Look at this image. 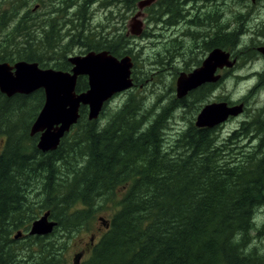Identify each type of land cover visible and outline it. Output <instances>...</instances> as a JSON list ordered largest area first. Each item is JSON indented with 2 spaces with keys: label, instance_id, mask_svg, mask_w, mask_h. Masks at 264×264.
<instances>
[{
  "label": "trees",
  "instance_id": "trees-1",
  "mask_svg": "<svg viewBox=\"0 0 264 264\" xmlns=\"http://www.w3.org/2000/svg\"><path fill=\"white\" fill-rule=\"evenodd\" d=\"M13 1V9L0 12V26L8 30L0 39V62L23 60L68 71L74 45L84 48L82 54L106 50L134 59L129 33L110 25L90 26L87 9L99 0L58 1L52 13L34 14L27 7L30 0ZM110 1L129 11L138 8L139 0ZM204 1H212V8L203 10ZM226 3L155 0L145 11L165 29L178 27L190 15L200 34L215 31L211 42L206 33H194V50L231 49L239 44L250 13L235 10L223 19L221 5ZM59 13L66 15L61 22L71 30H61L55 17ZM66 36L70 42L64 41ZM162 36L166 39L165 32ZM88 87V77L79 76L76 91ZM204 89L196 91L195 101L202 99ZM44 101L43 88L13 96L0 91V264H67L60 231L77 233L101 211L110 226L79 264L263 262L261 241L253 234L256 210L264 205V137L257 133L261 125L256 119L243 121L221 140L218 126H198L195 115V121L167 141L172 111L177 105L187 108L186 100H172L150 120L140 98L131 97L106 121L101 120L106 102L96 119H89L88 106L81 105L78 122L58 147L42 151L31 126ZM245 137L255 143L249 151L231 146ZM46 212L58 226L50 234L30 235L33 221ZM23 238L27 244L18 246Z\"/></svg>",
  "mask_w": 264,
  "mask_h": 264
},
{
  "label": "rangeland",
  "instance_id": "rangeland-1",
  "mask_svg": "<svg viewBox=\"0 0 264 264\" xmlns=\"http://www.w3.org/2000/svg\"><path fill=\"white\" fill-rule=\"evenodd\" d=\"M41 1L42 0H30L31 3L27 7L32 11V14H34V11L35 13H39L34 10V6L38 2L41 3ZM226 2V4L221 5L223 16L225 12V18L231 17V14L235 10L246 13V8L249 9V7H251L248 6L249 3H253L250 0H247L245 3H241L237 0H226ZM12 3H14L13 0H0V12H4V10L7 9H13L11 7ZM200 4L204 7L203 10L211 9L213 6L212 1H204ZM254 4L255 6L251 7L253 14L248 16H251V20L247 19L249 20V24L243 34H241V38H243V40L238 46V48H240L245 43H250L251 45V52L249 53L251 56L248 58L243 56L244 59L241 65L244 69L239 67V69L235 70L233 73L231 72L226 79L223 78L216 84L211 93H206L199 101H195L196 95H193L194 93L190 94L185 98L186 103L183 105L185 106L189 104L187 108L184 109L179 106L174 107L166 129L167 141H171L179 134L180 131L184 130L190 124V121L194 118V116L196 115L197 117L201 108L211 101H239L245 98L249 100L248 108L244 114L240 113L237 116L232 115L230 119L226 120L222 125H218V127H216L215 131L219 133V139L221 137V140L227 137L233 130L238 129L243 121L261 119L262 112L260 109L264 106V91H255V89H252L258 80L256 71L258 70L259 65H264V60L257 59L259 50L256 52V49L252 48L260 42L258 37L253 34L252 25L253 23L256 24V22H252V20L255 17V21H257L256 18L258 16H264V0H256ZM190 6L191 5H188V7ZM126 8L127 7L119 1H113V4H111V1L108 0H99L93 3L90 5L89 10L87 9L90 26L100 29L99 26L101 25H110L128 34V32H130L129 23L138 11V8L129 11L126 10ZM25 10L26 9H23L21 11L23 12ZM73 10L74 9H71L69 13ZM111 10L113 11L112 15L110 14ZM144 12L143 17H140L143 21L142 33L136 35L130 32L131 42L133 45V61H135L136 65L132 68L134 86L130 89L114 94L106 102V107L102 113V121H106L112 112L119 110L131 97L140 98L144 108L149 111V119H154L160 111H163V109L167 107V104H169L172 100L178 99L176 81L180 71L195 66L196 63L199 60H202L207 54L205 50L196 49L195 54L192 55L190 51L193 43L188 41V39L191 38L184 40L179 34V26L173 29H165V24L159 25L158 23L151 21L150 11L144 10ZM65 16L66 15L62 13L55 15L56 19L60 22L65 20ZM107 16L110 18V24ZM223 16L220 15V19H222ZM182 21L180 22L181 27L184 26ZM61 23V30L63 32L71 30L72 27H69L67 23ZM230 30L231 29H229V31ZM7 31L6 26L3 28L0 26V39L2 33ZM163 32H165L166 39L162 36ZM177 34L179 39L174 40ZM70 39L71 36H66L64 41L68 40V42H70ZM235 49H237V47ZM82 52H84V48L81 47V45H74L72 51L68 55H79L82 54ZM240 55L245 54L241 52ZM135 79L137 80L136 82ZM196 117L193 119L194 121L196 120ZM3 138L4 136L0 135V150L4 145ZM249 144H251L250 141L245 137L244 139L238 141L237 147H235L236 145L231 146H234L235 149H240L241 147L246 149V151H249ZM247 145H249V147ZM100 216L104 217L103 219L107 221L109 219V217L106 216L105 211H101L98 218L90 222L86 227L82 228L77 233L75 232L69 235L68 233L60 231L61 239L67 244V247L64 249L66 251L65 261L67 264H75L74 258L78 253H82L80 262L87 259L91 255L94 244L106 230L104 225L105 223L99 218ZM254 218L256 229L253 234L254 237H256L255 240L261 241L262 246L260 253L263 254L264 205L256 210ZM21 241L22 242H20L18 246L26 245L28 242L26 238H23ZM261 264H264V260Z\"/></svg>",
  "mask_w": 264,
  "mask_h": 264
},
{
  "label": "water",
  "instance_id": "water-1",
  "mask_svg": "<svg viewBox=\"0 0 264 264\" xmlns=\"http://www.w3.org/2000/svg\"><path fill=\"white\" fill-rule=\"evenodd\" d=\"M155 0H140L139 11L132 17L129 27L132 34L142 32L143 9ZM255 1V0H252ZM264 52V47L260 48ZM229 53L220 48L212 50L201 67L190 74L177 79V93L181 97L205 81H217L215 76L218 66H231ZM73 65L71 71L55 68H42L38 62L18 61L14 64L0 62V91L8 96L17 93L30 94L40 88L45 90V101L34 123L31 126V135L40 133L38 147L42 151L56 149L62 137L71 130L80 118L81 105L88 106L89 119H96L101 113L104 103L114 94L132 87L131 77L133 61L126 55L117 57L106 50L90 51L84 55H75L68 58ZM81 75L88 77L89 88L78 93L77 80ZM242 112L241 105L229 106L226 102L210 103L205 105L197 116L198 126L213 127L224 122L229 116H237ZM106 228L109 227L107 220ZM56 222L49 218L46 212L33 221L30 234L46 235L53 231ZM18 232L16 237H19ZM82 253L75 255L74 263L79 264Z\"/></svg>",
  "mask_w": 264,
  "mask_h": 264
},
{
  "label": "flooded vegetation",
  "instance_id": "flooded-vegetation-1",
  "mask_svg": "<svg viewBox=\"0 0 264 264\" xmlns=\"http://www.w3.org/2000/svg\"><path fill=\"white\" fill-rule=\"evenodd\" d=\"M58 1H60V3H62L63 0H42L41 3L38 2L37 4H35L34 10H36L39 13H41V12H44L45 9H46L48 13H52L53 12L52 9L55 7V5H56V3ZM108 1H110V0H108ZM68 8L69 7H66V9H68ZM246 10H247L246 13H250V15L253 14V12L251 11V7H249V9L246 8ZM142 12L144 13V11H142ZM192 17L193 16H190L189 15L185 19H183V21H182L183 24H184L183 27H181L179 25V27H180V30H179L180 36L183 37L184 40L185 39H188V38H191V39H188V41L191 42V43H193L192 38H193V34L194 33L197 32V33H199V35H205V33H206L207 36H208V38H209L208 41L211 42V38H212L211 35L214 34V36H216L215 31L214 30L205 29V31L203 32V34H200L202 32H198V31H196L197 29H195V28L192 27V20H193ZM223 19H227V18L223 17ZM247 19H250L251 20V16L250 17H247ZM256 19H257V21H255V17H254L253 20H252V22H256V24L253 23V25H252V27H253V34L258 37V40L261 43L259 42L258 45L254 46L252 48L256 49V52L259 50L258 51L259 54L257 55V59L264 60V52L263 51H260V48L261 47H264V16H262V17H259L258 16ZM230 23L231 22H229L227 25L229 26ZM248 30H250V29H248ZM242 40H243V38H240L239 39V44H236L231 49H222L226 53H229V56H230L229 57V61L230 62H233V64L231 66L224 65V66H218L217 67L216 72H215V76H217V75L219 76V78H218L217 81L216 80L215 81H205V82L199 84L198 86H196V87H194L192 89H189L187 91V93L184 94L181 97H179L178 94H177V98L179 99V101H181V100L182 101H185V98L186 97H188L190 94H193V93H194L193 95H195L196 91L198 89L203 88V87L205 88L203 90V92H204L203 96L206 93H211L213 91V89L215 88L216 84L218 82H220L223 78L226 79L230 75L231 72L233 73L235 70L239 69V67H242V69H244V67L241 65L243 63V59H244L243 56H245L246 58H248L249 56H251L249 54L251 52V50H250L251 45H250V43H247V44L245 43L242 47L238 48V46L241 44ZM193 46H197V45L194 44ZM193 46H192V49L190 51L192 55L195 54V50L193 49ZM236 47H237V49H235ZM197 49H201V48H197ZM212 49L211 50H209V49L206 50L205 51V52H207L206 56L202 60H199L196 63L195 66L190 67L188 69L181 70L178 77L188 75L193 70H195L196 68L201 67L202 64H203V61L206 59V57L209 55V53L212 51ZM214 49H215V47H214ZM233 49H235V50H233ZM241 52L244 53V54L246 53V54L245 55H240ZM134 65H135V61H133V66ZM68 70L70 71L71 68L68 69ZM256 76L258 77V80H257L256 85L253 87L252 90L255 89V91L256 90L257 91H264V65H262V64L259 65V68L256 71ZM136 81L137 80L135 79V82ZM219 102H226V103H228L229 106L235 105V104H239V103H244V105H245L244 110L246 111L247 108H248V102H249V100H247L245 98V99H242V100H239V101H237V100L236 101H232V100H230V101L229 100L228 101H213V102L211 101V102H209L207 104H210V103H219ZM207 104H205V105H207ZM260 111L262 112V114H261L262 117H261V119H257L256 120V123L257 124L259 123L261 126H259V131L257 133H258V135H262L264 137V106H262V108L260 109ZM230 118H231V116H229L226 120H228ZM224 122H222V123H220L218 125L220 126ZM244 122H247V120H245ZM218 125H216V126H218ZM263 146H264V144H263Z\"/></svg>",
  "mask_w": 264,
  "mask_h": 264
},
{
  "label": "bare ground",
  "instance_id": "bare-ground-1",
  "mask_svg": "<svg viewBox=\"0 0 264 264\" xmlns=\"http://www.w3.org/2000/svg\"><path fill=\"white\" fill-rule=\"evenodd\" d=\"M246 54V53H245ZM236 105H241V107H242V112H241V114H243V113H245V110H244V107H245V105H244V103H239V104H235V105H231V107H233V106H236ZM178 106V105H177ZM176 107V106H175ZM216 126V125H215ZM214 127V126H213ZM248 140L250 141V143L251 144H249L250 145V147L251 146H253V145H255V143H253L252 142V140L250 139V137H248ZM249 145H247V146H249ZM246 146V147H247ZM262 147V148H261ZM260 149L263 151V154H264V146H260ZM55 222H56V227L58 226V222L55 220ZM108 223H109V226H110V222H109V220H108ZM54 230V229H53ZM30 232V231H29ZM30 234V233H29ZM50 234V233H49ZM31 235V234H30ZM39 236H43V235H39Z\"/></svg>",
  "mask_w": 264,
  "mask_h": 264
}]
</instances>
